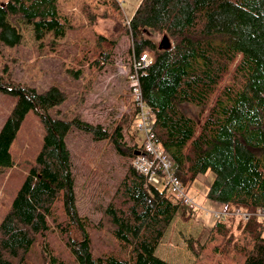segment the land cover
Here are the masks:
<instances>
[{
    "label": "trees",
    "instance_id": "16d2710c",
    "mask_svg": "<svg viewBox=\"0 0 264 264\" xmlns=\"http://www.w3.org/2000/svg\"><path fill=\"white\" fill-rule=\"evenodd\" d=\"M62 1L1 0L3 37L10 45L20 42L12 24L18 18L33 25L37 39L76 30ZM66 1L92 26L108 19L117 37L130 35L134 58L153 57L140 70L142 94L153 132L184 186L211 171L207 196L226 210L264 208V0H141L130 19L118 0ZM117 37L95 34L73 69L76 76L84 64L100 69L108 63ZM0 90L18 97L0 129V171L15 164L12 144L31 109L44 128L33 165L0 223V264H173L156 250L182 204L132 165L139 146L131 133L136 110L105 123L63 112L69 93L58 85L38 91L0 74ZM185 103L198 107L197 117ZM75 130L108 142L125 159L96 221L77 206L68 143ZM229 216L217 218L203 240H189L195 264H264V222L257 215L240 218L235 235Z\"/></svg>",
    "mask_w": 264,
    "mask_h": 264
},
{
    "label": "rangeland",
    "instance_id": "374dc122",
    "mask_svg": "<svg viewBox=\"0 0 264 264\" xmlns=\"http://www.w3.org/2000/svg\"><path fill=\"white\" fill-rule=\"evenodd\" d=\"M118 1L128 19L141 2ZM70 3L63 0L61 6L71 13L77 29L69 30L64 36L46 32L43 38L37 39L33 25L18 18L12 24L16 25L21 40L16 45H10L3 37L6 25L0 22V74L11 83L20 81L38 91H44L52 85L62 87L69 93V99L60 108L70 117L75 113L92 121L108 123L116 116L132 113L136 109L129 79L134 61L131 36L117 37L112 31L113 22L108 19H99L92 26L80 10ZM97 33L117 37L115 52L111 60L100 69L84 64L82 73L77 77L73 69L82 65L79 60L83 56V47L85 44L92 45ZM17 99L16 95L0 90V129ZM183 109L194 117L198 115V107L194 104L185 103ZM51 110L57 111L56 108ZM134 123L131 133L138 140ZM43 137L41 115L31 109L12 144L15 164L0 171V223L28 175ZM68 143L77 170L79 212L96 221L100 217V204L108 200L109 193L114 190L123 173L122 162L125 159L108 142L94 141L88 133L80 130L72 132ZM213 178L214 173L209 171L200 174L185 187L195 207L181 205L156 250L158 256L173 264H195L197 257L189 246V240L200 237L203 240L217 220L216 212L225 210L222 202L207 196ZM228 219L232 232L238 235L240 216L232 215ZM227 263V259L220 262Z\"/></svg>",
    "mask_w": 264,
    "mask_h": 264
},
{
    "label": "built area",
    "instance_id": "2783aa9c",
    "mask_svg": "<svg viewBox=\"0 0 264 264\" xmlns=\"http://www.w3.org/2000/svg\"><path fill=\"white\" fill-rule=\"evenodd\" d=\"M152 61L153 57L149 53H142L134 58L129 74L131 95L136 109L134 128L139 135L137 149L139 152L133 157L132 165L144 174L149 182L164 186L175 200L194 208L195 205L188 197L185 186L176 172L173 159L164 150L153 132V113L143 98L139 80L140 70ZM228 214L240 216L243 220L257 215L264 222V208L249 212L240 207H234L231 211L216 212V217L222 218Z\"/></svg>",
    "mask_w": 264,
    "mask_h": 264
},
{
    "label": "water",
    "instance_id": "95a60500",
    "mask_svg": "<svg viewBox=\"0 0 264 264\" xmlns=\"http://www.w3.org/2000/svg\"><path fill=\"white\" fill-rule=\"evenodd\" d=\"M139 151H136V154L138 153Z\"/></svg>",
    "mask_w": 264,
    "mask_h": 264
},
{
    "label": "crops",
    "instance_id": "0c3cea01",
    "mask_svg": "<svg viewBox=\"0 0 264 264\" xmlns=\"http://www.w3.org/2000/svg\"><path fill=\"white\" fill-rule=\"evenodd\" d=\"M158 250V249H157Z\"/></svg>",
    "mask_w": 264,
    "mask_h": 264
}]
</instances>
